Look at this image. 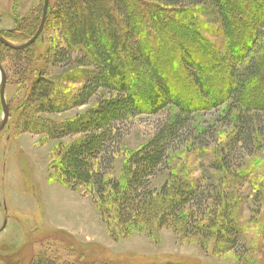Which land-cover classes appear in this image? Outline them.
Returning a JSON list of instances; mask_svg holds the SVG:
<instances>
[{"label":"trees","instance_id":"trees-1","mask_svg":"<svg viewBox=\"0 0 264 264\" xmlns=\"http://www.w3.org/2000/svg\"><path fill=\"white\" fill-rule=\"evenodd\" d=\"M256 1L55 0L52 17L62 45L50 44L40 70L33 69L31 47L13 54L27 88L20 116L23 132L56 141L76 137L57 148L53 169L58 182L72 189L84 187L107 220L110 203L119 227L156 221L160 228L171 227L185 213L184 231L202 233L213 242V252L247 247L233 199L221 192L204 197L196 182L167 181L158 193L148 185L167 165L173 142L199 111L228 103L236 111L232 137L212 162L214 170L229 172V156L236 147L253 146L264 118V3ZM239 9L234 23L241 29L233 27L231 17ZM209 25L220 30V49L203 36L214 33ZM56 66L66 69L53 78L49 70ZM143 74L151 78L152 86L144 84ZM79 79L82 87L65 86ZM100 93L108 97H100L96 106L70 120L56 123L40 118L85 106ZM165 107L177 109L174 117L127 157L124 179L117 182L105 170L114 162V154L103 168L102 159L120 138L118 124L139 115H156ZM36 120L41 126L34 127ZM196 202L204 210L199 218ZM248 251L247 247L242 254ZM31 264L66 263L42 254Z\"/></svg>","mask_w":264,"mask_h":264},{"label":"rangeland","instance_id":"rangeland-1","mask_svg":"<svg viewBox=\"0 0 264 264\" xmlns=\"http://www.w3.org/2000/svg\"><path fill=\"white\" fill-rule=\"evenodd\" d=\"M260 1L264 3V0L256 2ZM55 4V0H48L45 26L30 46L35 58L34 70L44 68L48 47L52 44L54 47V43L62 45L60 38L57 41V26L52 17ZM43 5L44 0H0V35L15 46L29 41L38 30ZM240 10L231 16L233 23ZM236 23L235 20L233 27L241 29ZM209 26L214 33L203 36L220 49V30L216 31L215 25ZM33 30V35L29 34ZM2 47L0 64L6 74L4 98L8 120L0 131V264H31L42 254L66 264H264V118L256 128L251 150L237 146L230 154L226 173L211 166L232 137L236 111L228 103L194 113L173 142L167 165L149 181V189L156 193L167 181L181 180L192 185L196 182L204 197L221 192L222 196L233 199L238 205L236 221L244 237L242 241L249 251L242 254L247 247L237 245L235 251L217 254L212 251L213 242H207L202 233L184 231L185 213L171 227L160 228L156 221L149 226L122 228L115 221L110 203L106 205L110 214L107 220L102 218L99 204L84 187L72 189L58 182L53 169L57 148L67 146L76 137L56 141L39 133L23 132L20 116L27 89L24 75L16 63L14 50ZM64 69L56 66L54 70L50 68L49 74L56 78ZM226 69L225 66L222 71ZM146 74L141 76L142 81L147 87L152 86L153 81ZM79 80L66 82L65 86L76 90L83 85L82 79ZM146 86L142 87L144 93ZM100 97L105 99L108 95L100 93L85 106L60 114H42L40 118L56 123L70 120L96 106ZM176 111L174 107H165L156 115H139L119 123L120 138L102 159V168L110 154H114V162L105 170L122 182L127 157L144 146ZM1 119L0 105V122ZM36 126H41L37 120ZM238 176L242 179L236 180ZM197 204L194 209L199 218L204 210Z\"/></svg>","mask_w":264,"mask_h":264},{"label":"water","instance_id":"water-1","mask_svg":"<svg viewBox=\"0 0 264 264\" xmlns=\"http://www.w3.org/2000/svg\"><path fill=\"white\" fill-rule=\"evenodd\" d=\"M47 8H48V0H44L43 15H42L38 30L34 34V36H32L31 39H29V41H27L26 43H24L20 46H15V45H12L10 42H8L6 39H4L0 35V44L4 45L8 49H11L14 51H21V50H24V49L30 47L37 40L38 36L40 35V33L43 30L45 20H46ZM5 85H6V74H5V71L0 64V105L2 108V119L0 122V131L5 126V124L8 120V106L6 105L5 98H4Z\"/></svg>","mask_w":264,"mask_h":264}]
</instances>
